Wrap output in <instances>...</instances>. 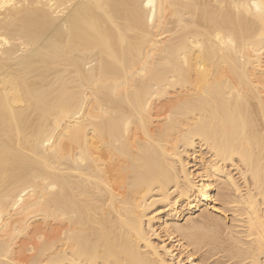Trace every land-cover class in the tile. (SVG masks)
<instances>
[{
    "label": "bare ground",
    "instance_id": "bare-ground-1",
    "mask_svg": "<svg viewBox=\"0 0 264 264\" xmlns=\"http://www.w3.org/2000/svg\"><path fill=\"white\" fill-rule=\"evenodd\" d=\"M0 264H264V0H0Z\"/></svg>",
    "mask_w": 264,
    "mask_h": 264
}]
</instances>
